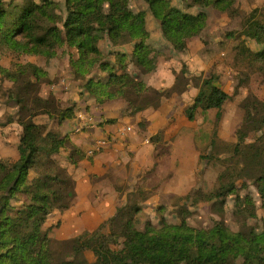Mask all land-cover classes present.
<instances>
[{
    "label": "trees",
    "instance_id": "obj_1",
    "mask_svg": "<svg viewBox=\"0 0 264 264\" xmlns=\"http://www.w3.org/2000/svg\"><path fill=\"white\" fill-rule=\"evenodd\" d=\"M64 1L65 10L55 0H28L7 27L9 46L19 56L16 69L4 68L0 54V111L18 110L0 122L2 135L7 127L16 133L0 150V264H264V97L257 96L249 106L239 100L248 89L264 92V0H246L251 38L226 35L238 41L233 90L214 83L207 97H196L156 133L142 120L143 109L127 99L128 92L159 95L130 72V66L143 76L156 70L159 52L150 43L145 13H135L128 0ZM133 1L148 6L162 36L178 51L187 50L206 28L207 9L225 18L238 8L237 0H187L182 7L184 0ZM7 12V0H0V28ZM29 18L47 22L54 41L47 36L33 39ZM124 40L132 44L131 53L108 50ZM59 49L73 76L86 78L80 98L87 94L96 108L123 103L120 115L102 117L100 126L130 122L151 153L132 190L116 189L118 201L96 229L75 230L69 249L53 252L54 234L63 221L54 226L48 222L70 209L72 182L65 175L80 151L60 127L75 121L78 113L76 104L65 101L46 108L33 104L43 87L60 82L64 72L59 70L51 81L32 60L51 63ZM227 120L233 123L232 133L224 136ZM186 122L195 131L197 163L205 164L197 189L192 174L180 171V155L173 146ZM161 170L168 174L161 177ZM147 193L172 196L179 224L158 228L147 221L138 228L139 200ZM231 195H237L239 211L262 227L259 233L248 237L230 229L226 205ZM199 208L208 212L209 228L197 223ZM87 252L95 256L93 263Z\"/></svg>",
    "mask_w": 264,
    "mask_h": 264
},
{
    "label": "crops",
    "instance_id": "obj_2",
    "mask_svg": "<svg viewBox=\"0 0 264 264\" xmlns=\"http://www.w3.org/2000/svg\"><path fill=\"white\" fill-rule=\"evenodd\" d=\"M55 1L65 10L64 0ZM7 2L8 12L2 20L0 28L1 65L8 70H15L19 62V56L9 46L7 27L13 17L17 14V11L27 5L28 0H7ZM135 2L139 4L134 8L135 11H137V13L144 12L146 15L148 29L151 33L150 43L154 44L156 51L159 53L156 56V70L152 75H140L139 71L134 66H130V72L147 82L155 92L159 93V95L154 98H149L134 92H128L127 99L131 101L135 107L143 109L142 120L150 126L152 132L156 133L162 128V126H164V123L172 116V114L184 110L196 97H207L210 94V91H212L211 89H213L214 74L221 76V84H224L225 90L228 91L229 86L233 81V69H231V74L228 65L235 59V52L226 54L225 51H222L228 49L224 44L225 40L223 37L217 36L222 34L218 23L223 16L213 10H206V28L194 39L189 45V48L185 51H178L164 39L160 25L153 18L148 6L142 1ZM64 16H66V13ZM28 24L33 39L39 40L44 36H47V40L54 41L53 33L50 31L51 26L44 20L29 18ZM115 49L131 53L132 44H130L128 40H124L119 43V46H108L109 51H114ZM32 62L43 67L51 81L55 80L56 74L59 70L64 72V77L60 82H55L54 85L43 87L39 95L33 99V104L39 108H46L60 100L65 101L67 104H76L77 113L81 109H84L86 112L85 116H82V113H79L78 115V118L83 119L81 128H77L76 131L81 136L83 135L84 130L89 131L87 139L91 138L93 142L92 144L89 143L87 145L94 148V151L87 153L86 155L93 156L100 153L99 155L101 156L98 157L102 163L107 161L105 160L106 157L109 159H111L113 155L120 157L121 160L117 161L118 163H116V166H119V164L121 165L122 163L124 164V167L126 166L122 173H124L125 176L128 175L130 168L131 170L134 169L135 174H137L138 171L136 168H139L140 171L139 164L144 166L142 160L148 155V150L151 149L148 141L137 136L134 127L127 121L119 122L117 124L119 129L117 131H107L106 128L110 127V125L100 126L102 117L108 119L117 118L123 108V103L111 102L104 105L102 108H96L87 94L84 98H80L79 94L86 78L73 76L70 68L63 63L61 49L57 51V57L51 63H46L43 58L33 59ZM32 82H34V79H32ZM82 92H84V90H82ZM86 107H90V110H86ZM17 111V109L13 108L1 110L0 122L7 121V116H14ZM89 112H92L99 117L98 123H96L93 118L88 119ZM79 121V119H76L73 122H66L60 128L66 127L67 123L75 128ZM26 122L30 123L29 120H26ZM153 126L155 127V131L152 129ZM123 127H129L130 132L126 135L121 134L120 130ZM93 129L100 134H96ZM2 133L3 131L0 128V150L3 149L2 147L6 140L10 142L14 141L12 136L14 132L10 131L8 127L5 129V135H2ZM68 135L70 136V134ZM99 135L104 137L100 138L101 136ZM62 136L64 137L65 135ZM98 140H105L108 149L106 150L99 147L98 150H95V144ZM87 149H89V146ZM131 153L136 156V159H134L133 162L130 158H127ZM78 157L79 154L76 155L75 158L76 165H72L70 168L80 167L77 160ZM101 168L104 167L101 166ZM135 183L136 182H133V186ZM107 185H109V183L105 186ZM171 200L172 196H167L166 202H170V205ZM157 203L160 202L158 201ZM144 225L142 227H137L142 229Z\"/></svg>",
    "mask_w": 264,
    "mask_h": 264
},
{
    "label": "rangeland",
    "instance_id": "obj_3",
    "mask_svg": "<svg viewBox=\"0 0 264 264\" xmlns=\"http://www.w3.org/2000/svg\"><path fill=\"white\" fill-rule=\"evenodd\" d=\"M128 1L130 3L131 9L135 13H137L134 8H136V6H138L139 4L133 0ZM176 2L177 1H174L173 4L177 5ZM236 2L238 8L232 9L230 11L229 17H221V21L218 23L222 34L217 36H221L225 40L224 44L228 47V49H224L222 51H225L226 54L235 52L236 46L238 44L236 38H251L252 36L251 26L246 19L247 14H250L251 12L248 3L246 0H237ZM187 3V0L182 1L181 7L185 6ZM20 12L21 10H18L17 14H19ZM190 12L195 13L196 10L192 9ZM262 22L263 20L258 21L259 24ZM229 32L236 33V38L227 37L226 35ZM114 46H119V44H114ZM233 61H231V63L228 65L230 67L231 74V69H233ZM213 77L214 79L212 88L215 86L214 83H216L217 85L221 84V76L214 74ZM215 78H218V80H216ZM234 86L235 81L233 78L232 84H230L228 91H232ZM250 90L252 89H248V91H246L239 98L240 102L246 106H249L252 102H254L257 96L264 97V92H252ZM79 113H82V116H85L86 114L84 109L78 111V115ZM177 114L178 113L172 114L171 117ZM89 118H93L96 123L99 122V117L92 112H89L88 119ZM170 118L166 120L164 125L169 122ZM77 119H79L80 121L77 122L75 128H73L69 123H67L66 127L60 128L61 134H70L71 142L77 144V146L79 147L80 151L78 153L79 157L77 158V160L80 167L70 168L69 172H67L68 176L65 175L66 177H71L72 182V184H68V187L70 188L69 191H71L72 195V199L69 203L70 209L64 216L59 215L58 217L51 219L48 222V226H54L57 225L59 221H63V226L60 229L56 230L54 234V241L52 242L53 252L65 251L69 249L72 240V234L75 230L78 231L80 229H88L92 231L96 229L98 224L104 220V214L109 212L117 203L119 195L116 189L120 188L119 186H121V188H124L126 191H131L133 182H136L137 176H140L143 167H145L146 165L145 157L142 160L144 166H141V164H139L140 171L139 168H136V170L138 171L137 174H135L134 169L131 170L129 168V174L125 176L122 171L125 170L126 166L124 167L123 163L121 165L119 164V166H116V163H118L117 161L121 160L120 157H116L114 155L111 157V159L106 157L105 160L107 161H104L102 163L98 157L101 156L99 155L100 153H97L93 156L86 155L87 153H91L92 151H94V148L90 147V145H87L89 143L92 144L93 141L91 140V138L87 139V135H89L88 130H84L82 136L78 134L76 129L81 128L83 119H80L78 117ZM224 126L226 128L224 136H229L232 133L233 123L227 120ZM118 129V125H110V127L106 128L107 131H117ZM152 129L153 131H155L154 126L152 127ZM93 131L96 132V134H100L97 133L95 129H93ZM12 136L15 140L16 133L12 134ZM99 136H101L100 138L104 137L102 135ZM204 138L205 141L208 140V137L205 136ZM105 142V140H98V142L95 144V150L98 147L107 150L108 147ZM88 146L89 149H87ZM173 146L177 149L180 155V171L185 175L192 174L193 182L196 183L198 181V183L194 184L193 186H195L196 189L199 188L200 181L202 180L201 173L205 168V164L197 163L199 148L197 147L195 131L191 127L189 122L185 123L184 127L180 131V134L175 138ZM66 151L70 154L71 149ZM147 153V156H149L151 153V149H149ZM127 158H130L133 162V160L136 159V156L131 153L127 156ZM101 166H103L104 168H101ZM166 172L167 170H161L160 173L162 175L160 176L165 177L168 174ZM107 183H109V185L105 186ZM244 195L245 192H242L241 196ZM166 199L167 195L160 196L155 193H147L146 195H143L139 200V205L141 206L142 211L136 217L137 226L142 227L147 221H151L158 228L164 226L165 224H179V219L176 215L175 210L170 205V202H166ZM158 201L160 203H157ZM195 219L199 225L206 228L210 227L208 212L206 210H203L202 208L196 209ZM226 220L230 229H232L233 231H242L248 237L257 234L262 230V227L259 226L255 220L248 217L245 213L239 211L237 195H231L227 202ZM86 258L89 263H93L96 259L92 252H87Z\"/></svg>",
    "mask_w": 264,
    "mask_h": 264
},
{
    "label": "built area",
    "instance_id": "obj_4",
    "mask_svg": "<svg viewBox=\"0 0 264 264\" xmlns=\"http://www.w3.org/2000/svg\"><path fill=\"white\" fill-rule=\"evenodd\" d=\"M128 132H130V128L129 127H123L120 130V133L123 134V135H126ZM98 149H99V147L96 150H98Z\"/></svg>",
    "mask_w": 264,
    "mask_h": 264
}]
</instances>
